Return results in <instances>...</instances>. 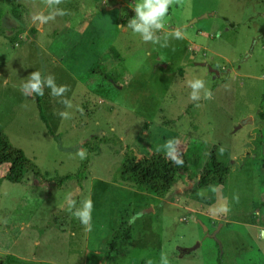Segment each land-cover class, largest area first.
Wrapping results in <instances>:
<instances>
[{"label": "rangeland", "instance_id": "374dc122", "mask_svg": "<svg viewBox=\"0 0 264 264\" xmlns=\"http://www.w3.org/2000/svg\"><path fill=\"white\" fill-rule=\"evenodd\" d=\"M136 2L0 0V128L44 175L14 183L0 165V264H264V0H170L156 44L127 27ZM55 8L64 14L33 21ZM34 70L67 86L38 95L51 134L20 87ZM171 138L189 173L165 162L146 175L137 160L168 157ZM214 149L231 171L198 187ZM87 155L85 178L59 187L53 178ZM88 198L90 228L72 215ZM128 225L131 238L107 255Z\"/></svg>", "mask_w": 264, "mask_h": 264}, {"label": "trees", "instance_id": "16d2710c", "mask_svg": "<svg viewBox=\"0 0 264 264\" xmlns=\"http://www.w3.org/2000/svg\"><path fill=\"white\" fill-rule=\"evenodd\" d=\"M17 12L18 9L14 10L15 14H17ZM107 78L110 79L109 77ZM34 95L36 98L39 117L45 123L48 132L51 134L52 131L42 111L39 96L36 94ZM260 105L262 109L260 110L259 116L262 120H264L263 102H261ZM96 142L98 144L99 143L106 144L109 142H113L116 144L119 142V139L101 137V138H97ZM87 146L89 153L96 151L94 148V144H88ZM176 155L183 161L182 164L177 165L169 157H165L163 155H158V156L150 155L147 157H143L137 160V164L142 167H146L148 169L146 175L156 171L160 167V165H162L165 162H168L173 167V169L178 172L189 173L190 169L186 165V159L183 155V150L177 149ZM88 162H89V157L87 155V157L84 158L80 167L78 168L77 173L73 175H64V176L55 177L53 178V180L56 182V184L59 187H61L64 184H67L68 182L70 183L75 180L79 182L80 179L85 178L84 175H85V171L88 168ZM4 163L8 165L5 178L10 182H14V183L22 182L25 174L28 172H31L37 177L44 178V175L36 165L35 161L33 159L28 158L22 149L13 146L0 128V165ZM262 165L264 167V160L262 162ZM230 171L231 168L226 163V154L223 155L222 152H220L218 149H214L211 151L209 155V160L204 164V166L202 167L201 171L197 176V180H196L197 186L206 187L214 184L215 182H218L220 185H223ZM116 235H117V240L113 239V241L110 242L109 251L107 252V255L109 256L112 255L113 251L118 250V246L124 243L126 244V242L131 238L130 225L126 226L121 231L117 232ZM218 264H224L220 257L218 259Z\"/></svg>", "mask_w": 264, "mask_h": 264}, {"label": "clouds", "instance_id": "9594fccd", "mask_svg": "<svg viewBox=\"0 0 264 264\" xmlns=\"http://www.w3.org/2000/svg\"><path fill=\"white\" fill-rule=\"evenodd\" d=\"M49 3L54 5L58 4L59 0H49ZM170 0H137V2L132 7L134 15L127 20V27L131 30L133 34H138L142 41L152 43H160L157 39L155 33L156 31L164 27V20L166 14L168 13ZM64 10L60 8H55L54 12L49 13L45 16L42 13H37L33 15L32 19L34 22H44L48 19L53 18L54 15H63ZM171 35L175 39H182L183 35L180 30H172ZM167 39L165 38L164 43L161 47L165 46ZM189 87L192 89L190 93V98L192 100H198L199 90L204 88V82L201 79H195L189 81ZM21 89L24 94L30 95L35 93L36 95H43L44 89H49V94L53 97H63V94L67 91V86L57 85L54 77L51 75L47 77H42L39 70L32 71L26 78V80L21 84ZM210 95V93L205 92V96ZM62 103L66 107H71L70 101L67 99H62ZM59 115L62 118H68L70 113L67 111H61ZM176 139L171 138L166 141L163 148L165 154L177 165L183 163V161L176 155ZM77 154L83 158L85 156V151L82 149L77 150ZM235 199V197H234ZM68 207L71 210L73 208L74 202L72 199L66 197ZM93 208V203L90 198L85 199L81 202V206L72 211V215L79 219L81 224L91 227V212ZM151 264V261L148 262ZM161 264H169L166 256L161 257Z\"/></svg>", "mask_w": 264, "mask_h": 264}, {"label": "water", "instance_id": "95a60500", "mask_svg": "<svg viewBox=\"0 0 264 264\" xmlns=\"http://www.w3.org/2000/svg\"><path fill=\"white\" fill-rule=\"evenodd\" d=\"M179 192V189H176V190H174L168 197H167V199H169L173 194H175V193H178Z\"/></svg>", "mask_w": 264, "mask_h": 264}, {"label": "built area", "instance_id": "2783aa9c", "mask_svg": "<svg viewBox=\"0 0 264 264\" xmlns=\"http://www.w3.org/2000/svg\"><path fill=\"white\" fill-rule=\"evenodd\" d=\"M136 177V176H135ZM136 179H138V177H136ZM140 181H142V178H140ZM146 183V182H145Z\"/></svg>", "mask_w": 264, "mask_h": 264}, {"label": "crops", "instance_id": "0c3cea01", "mask_svg": "<svg viewBox=\"0 0 264 264\" xmlns=\"http://www.w3.org/2000/svg\"><path fill=\"white\" fill-rule=\"evenodd\" d=\"M36 244H38V245H39V242L37 241V242H36Z\"/></svg>", "mask_w": 264, "mask_h": 264}]
</instances>
